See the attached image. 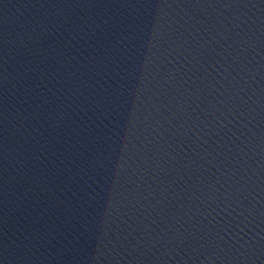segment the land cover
<instances>
[{
    "label": "water",
    "instance_id": "95a60500",
    "mask_svg": "<svg viewBox=\"0 0 264 264\" xmlns=\"http://www.w3.org/2000/svg\"><path fill=\"white\" fill-rule=\"evenodd\" d=\"M264 198V0H0V264H194Z\"/></svg>",
    "mask_w": 264,
    "mask_h": 264
}]
</instances>
